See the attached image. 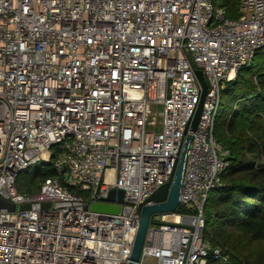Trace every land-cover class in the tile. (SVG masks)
Returning <instances> with one entry per match:
<instances>
[{"label":"built area","instance_id":"built-area-1","mask_svg":"<svg viewBox=\"0 0 264 264\" xmlns=\"http://www.w3.org/2000/svg\"><path fill=\"white\" fill-rule=\"evenodd\" d=\"M239 8L232 20L219 0H0V200L15 206L0 207V264H127L198 105L194 69L208 87L180 206L154 216L137 264H229L203 240V205L228 166L221 91L264 49V0ZM53 157L58 178L17 190L21 171ZM112 188L119 212L91 211Z\"/></svg>","mask_w":264,"mask_h":264},{"label":"trees","instance_id":"trees-1","mask_svg":"<svg viewBox=\"0 0 264 264\" xmlns=\"http://www.w3.org/2000/svg\"><path fill=\"white\" fill-rule=\"evenodd\" d=\"M219 2L227 18L241 15L240 0ZM221 105L214 137L228 152V166L220 176L222 188L210 192L203 205V240L229 264H264V49L225 83ZM53 160L21 171L17 190L34 194L46 179L58 178ZM23 173L31 176L22 184ZM207 260L218 264L211 254Z\"/></svg>","mask_w":264,"mask_h":264},{"label":"water","instance_id":"water-1","mask_svg":"<svg viewBox=\"0 0 264 264\" xmlns=\"http://www.w3.org/2000/svg\"><path fill=\"white\" fill-rule=\"evenodd\" d=\"M195 77L201 87V93L198 105L193 114V117L189 123L187 134L185 135L179 155L176 159V164L173 169L170 180L160 187H158L141 206L139 211V220L136 229V234L131 248V253L128 258L127 264H137L140 257V252L145 240L147 228L149 224H157L154 216L175 212L180 206V191L183 187L182 175L185 163V156L192 139L191 132H194L197 128L205 94L207 92V81L201 70L194 69ZM106 202H93L90 204V210L93 212L117 214L120 210L119 203L123 202V191L117 188H112L108 192ZM0 207L13 210L15 206L13 204L6 203L0 200ZM21 210L28 209L29 205H21Z\"/></svg>","mask_w":264,"mask_h":264},{"label":"rangeland","instance_id":"rangeland-1","mask_svg":"<svg viewBox=\"0 0 264 264\" xmlns=\"http://www.w3.org/2000/svg\"><path fill=\"white\" fill-rule=\"evenodd\" d=\"M222 110V105L220 106L219 108V112ZM30 174L29 173H23L21 176H20V180H21V183L23 184L24 181H26L27 179L30 178Z\"/></svg>","mask_w":264,"mask_h":264},{"label":"bare ground","instance_id":"bare-ground-1","mask_svg":"<svg viewBox=\"0 0 264 264\" xmlns=\"http://www.w3.org/2000/svg\"><path fill=\"white\" fill-rule=\"evenodd\" d=\"M107 174H108V177L111 178V176H112V171L109 170V171L107 172Z\"/></svg>","mask_w":264,"mask_h":264}]
</instances>
